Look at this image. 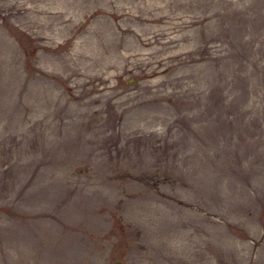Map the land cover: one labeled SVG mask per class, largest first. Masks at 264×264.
<instances>
[{"label": "rangeland", "instance_id": "1", "mask_svg": "<svg viewBox=\"0 0 264 264\" xmlns=\"http://www.w3.org/2000/svg\"><path fill=\"white\" fill-rule=\"evenodd\" d=\"M264 264V0H0V264Z\"/></svg>", "mask_w": 264, "mask_h": 264}, {"label": "water", "instance_id": "2", "mask_svg": "<svg viewBox=\"0 0 264 264\" xmlns=\"http://www.w3.org/2000/svg\"><path fill=\"white\" fill-rule=\"evenodd\" d=\"M108 264H127L124 259L114 258Z\"/></svg>", "mask_w": 264, "mask_h": 264}]
</instances>
